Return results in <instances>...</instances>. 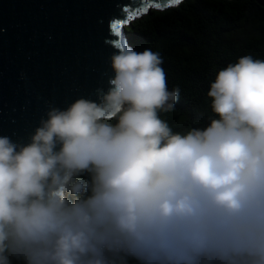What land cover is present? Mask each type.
Instances as JSON below:
<instances>
[{"label": "clouds", "instance_id": "1", "mask_svg": "<svg viewBox=\"0 0 264 264\" xmlns=\"http://www.w3.org/2000/svg\"><path fill=\"white\" fill-rule=\"evenodd\" d=\"M163 63L125 44L99 102L0 136V264H264V59L219 70L184 133Z\"/></svg>", "mask_w": 264, "mask_h": 264}, {"label": "water", "instance_id": "2", "mask_svg": "<svg viewBox=\"0 0 264 264\" xmlns=\"http://www.w3.org/2000/svg\"><path fill=\"white\" fill-rule=\"evenodd\" d=\"M255 1L264 8V0ZM179 4L0 0V136L27 144L52 108L99 102L115 76L112 56L128 45L129 21Z\"/></svg>", "mask_w": 264, "mask_h": 264}, {"label": "trees", "instance_id": "3", "mask_svg": "<svg viewBox=\"0 0 264 264\" xmlns=\"http://www.w3.org/2000/svg\"><path fill=\"white\" fill-rule=\"evenodd\" d=\"M125 34L135 51L163 57L168 89L180 96L176 111L160 115L184 133L214 118L207 93L219 70L244 55L264 59V8L255 0H184L130 20Z\"/></svg>", "mask_w": 264, "mask_h": 264}, {"label": "snow or ice", "instance_id": "4", "mask_svg": "<svg viewBox=\"0 0 264 264\" xmlns=\"http://www.w3.org/2000/svg\"><path fill=\"white\" fill-rule=\"evenodd\" d=\"M171 3L173 5L181 3V0H171Z\"/></svg>", "mask_w": 264, "mask_h": 264}]
</instances>
